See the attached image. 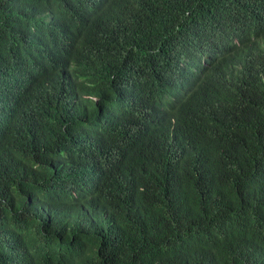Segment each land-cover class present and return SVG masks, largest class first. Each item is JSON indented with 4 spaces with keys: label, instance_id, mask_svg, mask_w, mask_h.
I'll use <instances>...</instances> for the list:
<instances>
[{
    "label": "trees",
    "instance_id": "16d2710c",
    "mask_svg": "<svg viewBox=\"0 0 264 264\" xmlns=\"http://www.w3.org/2000/svg\"><path fill=\"white\" fill-rule=\"evenodd\" d=\"M0 264H264V0H0Z\"/></svg>",
    "mask_w": 264,
    "mask_h": 264
}]
</instances>
